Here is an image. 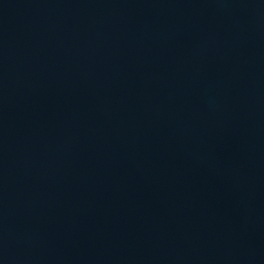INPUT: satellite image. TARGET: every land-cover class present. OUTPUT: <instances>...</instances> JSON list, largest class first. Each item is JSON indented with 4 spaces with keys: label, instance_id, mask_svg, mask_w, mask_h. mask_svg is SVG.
Here are the masks:
<instances>
[{
    "label": "water",
    "instance_id": "water-1",
    "mask_svg": "<svg viewBox=\"0 0 264 264\" xmlns=\"http://www.w3.org/2000/svg\"><path fill=\"white\" fill-rule=\"evenodd\" d=\"M0 264H264V0H0Z\"/></svg>",
    "mask_w": 264,
    "mask_h": 264
}]
</instances>
